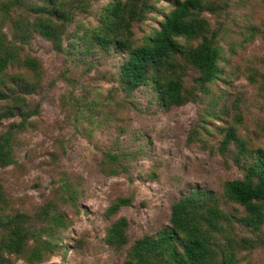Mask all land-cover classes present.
Returning <instances> with one entry per match:
<instances>
[{
  "label": "rangeland",
  "instance_id": "1",
  "mask_svg": "<svg viewBox=\"0 0 264 264\" xmlns=\"http://www.w3.org/2000/svg\"><path fill=\"white\" fill-rule=\"evenodd\" d=\"M109 1L56 0V8L72 15L62 48L72 37L91 38ZM147 1L156 10L131 23L135 44L170 10L168 0ZM10 2L0 0V33L17 56L0 76V138L11 134L13 159L0 167L6 202L0 205V244L11 239L6 221L16 213L28 236L20 253L2 250L0 264H134L133 244L157 238L170 227L171 206L199 198L196 193L226 216L212 237L218 244L234 242L235 264H264V222L243 226L244 209L223 193L259 152L264 156V0H202L212 10L200 16L218 30L219 73L198 83L199 73L175 57L162 78L179 80L185 102L171 107L150 85L121 88L117 68L124 54L57 51L33 30L40 15L35 7L43 8L44 0L6 7ZM177 41L194 47L199 40ZM23 59L34 60L37 72L21 66ZM228 133L234 139L222 149ZM118 222H124L119 237L107 241Z\"/></svg>",
  "mask_w": 264,
  "mask_h": 264
},
{
  "label": "trees",
  "instance_id": "2",
  "mask_svg": "<svg viewBox=\"0 0 264 264\" xmlns=\"http://www.w3.org/2000/svg\"><path fill=\"white\" fill-rule=\"evenodd\" d=\"M13 1L6 4V7L11 8V4L23 3V0ZM44 1L46 5L43 8L35 7L34 13L42 16L38 15L34 19L33 30L51 41L57 51L70 57L89 55L94 48L106 52L112 49L124 54L117 68V76L119 85L125 91L133 92L150 85L165 107L178 106L185 102V97L180 93L179 80L162 78L167 70L171 72L170 69L174 67V64L170 65V61L175 57L183 60L199 73L196 81L202 84L210 83L219 73L217 62L220 49L215 45L218 30H210L208 22L200 16L201 12L212 10L210 5H203L202 0H168L170 10L162 12L158 28L143 37L140 44L130 40L131 23L140 20L144 13L155 11L156 6L147 0H111L102 7L95 34L89 39L85 35L72 37L66 49L62 48L61 36L67 24L72 22L71 10L56 8V0ZM32 8L31 6L30 12ZM43 17L50 18V21ZM178 38L199 41L194 47H185L177 41ZM81 51L83 55H80ZM16 60V52L6 44L5 37L0 33V76ZM20 65L33 73L37 72L38 65L32 59L20 60ZM261 92L264 101V81ZM36 110L37 108L22 115V120L25 121ZM233 139V134H226L222 149L227 141ZM107 157L113 161L117 160L116 155L108 154ZM12 163L11 134L7 133L0 138V167ZM223 193L228 201L244 209L246 217L240 220L243 226L258 228L263 225L264 156L259 152L254 162L244 168L241 180L224 184ZM196 194L199 198L192 195L171 206L170 227L157 238L143 237L133 244L134 264H152L151 258L162 264H235V256L231 251L234 242L227 240L224 244H218L212 237V233L221 227L220 220L226 216L215 204L207 201L206 195ZM5 204L4 192L0 185V205L5 207ZM25 223L23 216L18 213L7 219L6 226L10 227L11 239L0 244V252H21L28 236L24 229ZM56 224L62 227L60 221H56ZM123 226L124 222L115 224L109 231L107 241L116 240ZM240 245L245 244L242 241ZM36 256L37 254H32V257Z\"/></svg>",
  "mask_w": 264,
  "mask_h": 264
}]
</instances>
